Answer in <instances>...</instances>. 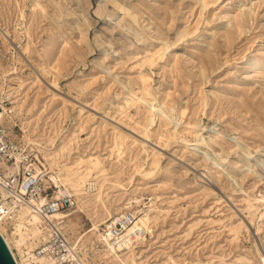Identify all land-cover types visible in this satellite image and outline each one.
<instances>
[{
    "label": "rangeland",
    "instance_id": "1",
    "mask_svg": "<svg viewBox=\"0 0 264 264\" xmlns=\"http://www.w3.org/2000/svg\"><path fill=\"white\" fill-rule=\"evenodd\" d=\"M86 1L0 0V127L36 166L49 168L43 153L71 138L62 162L97 157L112 214L139 198L121 214L151 218L152 233L136 228L148 233L133 247L142 264L167 255L176 264H264V0ZM56 27L72 35L57 37ZM193 146L221 162L219 183L189 160L201 156ZM87 209L75 214L77 233L105 215ZM12 227L5 236L25 264Z\"/></svg>",
    "mask_w": 264,
    "mask_h": 264
},
{
    "label": "bare ground",
    "instance_id": "2",
    "mask_svg": "<svg viewBox=\"0 0 264 264\" xmlns=\"http://www.w3.org/2000/svg\"><path fill=\"white\" fill-rule=\"evenodd\" d=\"M79 2L81 3V5H83L86 8L87 6L86 0H79ZM208 2H209L208 0H202L204 8L209 5ZM118 9H120V11L128 12V10L125 9L123 6H119ZM228 16H229V11L225 10L223 17H228ZM239 16L240 15L238 13L235 14L233 16V20L235 23L234 26H235L236 31L238 32V34H241L243 29L240 24L241 21H239ZM130 19H132L134 23L136 22L135 15L130 14ZM77 25L80 26L79 24ZM55 35L57 37H66L69 39L72 33L56 27ZM221 37L224 39L225 42H228L232 38V32L229 30H225L221 34ZM79 52H80V48H78L75 45V43H71L69 47V53L79 55ZM255 61L256 60H254L253 63L251 62L249 64V68H253L257 65ZM260 68L264 72V62L260 65ZM152 101H146V104L150 105ZM258 103H259L258 107L261 112V115L264 117V101L260 100L258 101ZM76 113H77L76 118L80 119V117L82 116L83 110L79 109ZM1 117L2 115L0 114V120H1ZM71 139L69 140L68 144L66 145L64 144L62 146L58 154L54 156H49V154L43 153V158L49 166V168L47 169L44 166L46 170V174L52 172L53 174L50 175V178L53 181H55L56 184L60 183L66 188H68L69 190H71L72 193L76 196V200H77V206L75 208H73L72 210H69L68 212L57 213L53 218L57 220H61L64 224H66V226H68L67 225L68 223H70L73 226V230H71L72 236L70 237L68 236V237L72 243V246L81 252L83 261L84 262L87 261V263H84V264H142L143 261H137V258L134 257L133 247H136L139 243L144 242L145 240L143 239L144 236L136 234V236L134 237V240L130 242L129 245H125V247H123L122 244H120L118 248H116L111 245V243L108 240V236L106 234V230H107L106 227L111 222H113L116 218L124 216L125 214H121V212L124 209L133 210L135 207L134 203L136 204L140 202L139 198L138 200L137 198H135L136 200L134 201H132V199H129L130 201H128V203L124 205L125 207L123 206L119 207L112 214V212L106 207L104 203V183L101 177L107 173H106V170L101 167V163L99 159L97 157L83 158V157L78 156L73 159L69 158L68 161L67 160L63 162L61 161L60 158L63 157L62 154L68 151L67 148L69 147V143ZM28 141L30 140L28 139ZM120 143L121 141L118 142V140L115 139L114 144H113L114 145L113 151L116 150L119 152ZM186 145L187 144H185L184 146ZM196 149H198L201 152V156L198 157L197 159L189 158V160L192 162H195L196 164L194 165H196L197 167H201L202 174L205 175L207 178H209V180L213 181L214 183H219L220 181L219 167H220L221 162L219 163L218 161L214 160L211 163H208L205 160V157L203 156H208L209 153L207 154L205 150L196 148V146L191 147L190 150L197 152ZM174 163L175 162L169 158L168 161L165 163L164 168L169 169V171H171ZM44 164L45 163H43L42 165ZM178 168L180 169V167ZM35 169L37 171L39 170L37 167H35ZM172 171L174 172V169ZM90 189L94 190L95 193L91 196H88L89 195L88 192H90L89 191ZM203 191L206 193L207 188L205 187ZM2 197L4 199L5 194H2ZM90 205L102 206V208L105 211V215L100 220L93 222L91 225V228L87 230L85 233H82V234L77 233V230L74 229L75 222H73L75 214L86 213L88 210L87 208H89ZM134 213L142 214L141 210L139 209L134 211ZM10 222L13 226L12 235L16 239V244L18 246H24L27 250L28 257L25 260L26 262L25 264H29V263L31 264V260L34 257L32 255L33 249L42 242V239H44L41 233V229H40L41 221H40L39 216L32 213L30 208L26 206H21L17 208L16 211H14V215ZM10 222H0V235L4 239L9 250L11 251V254L13 258L15 259L16 264H21L17 260V257L15 253L13 252L10 241L5 236V233H4ZM150 224H151V218L147 215H143L142 217H140L138 221L136 222L134 221L132 225H130L126 229V231L124 232L122 236V239L125 240L129 238L133 233H135L136 230H138L136 228H139V227L145 229L147 232L152 233ZM103 225H104V229L102 228L101 230V226ZM92 240L97 241L102 249H94L93 247L90 248L89 244H92ZM252 250L257 255L259 254L256 244L252 245ZM176 263H177L176 260L171 255H167L165 257V260L161 262V264H176ZM195 264H203V263L196 262Z\"/></svg>",
    "mask_w": 264,
    "mask_h": 264
},
{
    "label": "built area",
    "instance_id": "3",
    "mask_svg": "<svg viewBox=\"0 0 264 264\" xmlns=\"http://www.w3.org/2000/svg\"><path fill=\"white\" fill-rule=\"evenodd\" d=\"M2 194H5L4 199ZM21 206L30 208L32 213L39 216L44 237L32 251L34 257L31 264L87 263L86 260L83 261L81 252L72 246L66 232V224L53 218L57 213L75 208L76 197L62 184H56L46 174L44 165L40 163L36 166L29 156L23 153L21 145L0 127V222H10L14 211ZM134 221L132 214L125 213L106 227L108 240L113 247L118 248L120 244L123 247L129 245L136 234H148L145 230H136L129 238L122 239L124 232Z\"/></svg>",
    "mask_w": 264,
    "mask_h": 264
},
{
    "label": "water",
    "instance_id": "4",
    "mask_svg": "<svg viewBox=\"0 0 264 264\" xmlns=\"http://www.w3.org/2000/svg\"><path fill=\"white\" fill-rule=\"evenodd\" d=\"M0 264H16L11 251L0 235Z\"/></svg>",
    "mask_w": 264,
    "mask_h": 264
}]
</instances>
